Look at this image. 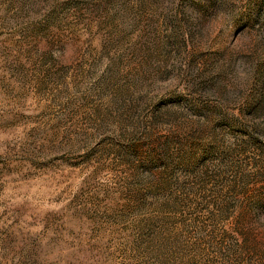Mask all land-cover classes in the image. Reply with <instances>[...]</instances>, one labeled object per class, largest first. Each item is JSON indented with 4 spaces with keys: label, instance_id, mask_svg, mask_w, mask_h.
<instances>
[{
    "label": "rangeland",
    "instance_id": "1",
    "mask_svg": "<svg viewBox=\"0 0 264 264\" xmlns=\"http://www.w3.org/2000/svg\"><path fill=\"white\" fill-rule=\"evenodd\" d=\"M0 264H264V0H0Z\"/></svg>",
    "mask_w": 264,
    "mask_h": 264
}]
</instances>
